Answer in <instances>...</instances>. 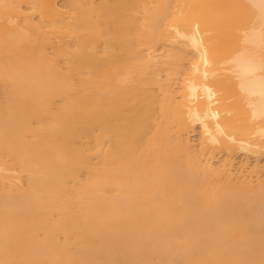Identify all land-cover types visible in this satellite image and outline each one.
I'll return each instance as SVG.
<instances>
[{
	"label": "bare ground",
	"instance_id": "obj_1",
	"mask_svg": "<svg viewBox=\"0 0 264 264\" xmlns=\"http://www.w3.org/2000/svg\"><path fill=\"white\" fill-rule=\"evenodd\" d=\"M261 161L264 0H0V264H264Z\"/></svg>",
	"mask_w": 264,
	"mask_h": 264
},
{
	"label": "rangeland",
	"instance_id": "obj_2",
	"mask_svg": "<svg viewBox=\"0 0 264 264\" xmlns=\"http://www.w3.org/2000/svg\"><path fill=\"white\" fill-rule=\"evenodd\" d=\"M188 62H185V64H184V68H187L188 67ZM196 138H199V134L197 133L196 135H195V137H193V140L195 139L196 140ZM222 157V158H221ZM219 156V158H220V160H219V158H217V160H216V163L219 165V163L220 162H222L224 159H225V156ZM224 158V159H223ZM218 161H220V162H218ZM247 160L246 159H243V158H236L235 159V164H236V166L237 167H239V166H241L243 163H245ZM256 162L257 161H255L254 159H251V160H249L248 161V166H249V168H252V167H254L255 165H256ZM260 165L261 166H263L264 167V161H261L260 162Z\"/></svg>",
	"mask_w": 264,
	"mask_h": 264
}]
</instances>
